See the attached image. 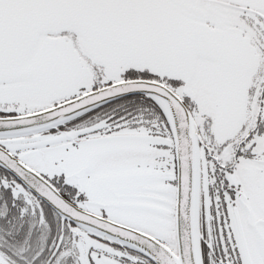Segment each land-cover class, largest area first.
<instances>
[{
  "label": "snow or ice",
  "instance_id": "6c2138e0",
  "mask_svg": "<svg viewBox=\"0 0 264 264\" xmlns=\"http://www.w3.org/2000/svg\"><path fill=\"white\" fill-rule=\"evenodd\" d=\"M0 264H264V0H0Z\"/></svg>",
  "mask_w": 264,
  "mask_h": 264
},
{
  "label": "flooded vegetation",
  "instance_id": "af4514ba",
  "mask_svg": "<svg viewBox=\"0 0 264 264\" xmlns=\"http://www.w3.org/2000/svg\"><path fill=\"white\" fill-rule=\"evenodd\" d=\"M36 236H37V238H34V240H33V242H32V244H33V248L38 247V246H39V243H40V241H39V239H38V237H39V233H37Z\"/></svg>",
  "mask_w": 264,
  "mask_h": 264
}]
</instances>
